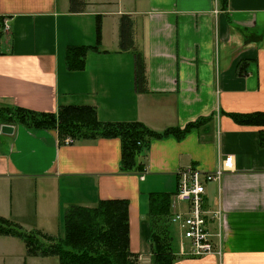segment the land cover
Here are the masks:
<instances>
[{
	"label": "crops",
	"instance_id": "0c3cea01",
	"mask_svg": "<svg viewBox=\"0 0 264 264\" xmlns=\"http://www.w3.org/2000/svg\"><path fill=\"white\" fill-rule=\"evenodd\" d=\"M82 5L71 12L70 0H0L1 104L45 113L93 107L102 122L139 121L155 131L212 113L214 120L182 140H153L144 170L131 173L121 171L119 138L65 143L56 130L0 127V216L58 237L70 206L125 199L131 252L151 264L150 195H174L181 170L215 172L231 157L220 180L205 182V207L223 214L222 256L182 255L174 226V264H264V127L232 116L264 113V0ZM125 15L147 61L148 93L136 90L133 50L120 47ZM97 45L83 70L68 68V47ZM210 223L215 232L219 222ZM53 258L29 256L23 240L0 235V264H57Z\"/></svg>",
	"mask_w": 264,
	"mask_h": 264
},
{
	"label": "trees",
	"instance_id": "16d2710c",
	"mask_svg": "<svg viewBox=\"0 0 264 264\" xmlns=\"http://www.w3.org/2000/svg\"><path fill=\"white\" fill-rule=\"evenodd\" d=\"M83 0H70L71 12L84 8ZM98 37L101 24L98 22ZM121 50H133L135 56V84L139 93H148L149 79L145 56L135 49L133 21L129 16L121 19ZM89 51L99 46H70L67 65L70 70H83ZM244 125L264 127V113L232 115ZM214 120V113L187 123L155 131L146 124L134 122H102L93 107L63 106L57 113L37 112L17 106L0 108V127L20 124L30 130H56L61 141H88L98 138H119L122 143L121 171L142 172L144 157L153 140L174 137L184 139L192 131H200ZM264 145V138H261ZM143 157V161L141 160ZM172 196L169 193L150 195L152 229V264H174L176 257L170 242L156 232V218L171 216ZM64 233L53 237L38 230L27 231L19 223L0 216V235L20 238L29 256H56L59 264H141L130 248L129 201L125 199L101 200L95 207L70 206L64 213Z\"/></svg>",
	"mask_w": 264,
	"mask_h": 264
},
{
	"label": "built area",
	"instance_id": "2783aa9c",
	"mask_svg": "<svg viewBox=\"0 0 264 264\" xmlns=\"http://www.w3.org/2000/svg\"><path fill=\"white\" fill-rule=\"evenodd\" d=\"M70 142V138L65 139V143ZM231 167L232 158L228 157L223 167L215 172H204L196 167L179 172L178 189L172 196L170 222L181 238L182 255L222 256L223 214L220 209L212 211L205 207V182L220 180ZM211 221L219 222L215 232L211 230Z\"/></svg>",
	"mask_w": 264,
	"mask_h": 264
},
{
	"label": "rangeland",
	"instance_id": "374dc122",
	"mask_svg": "<svg viewBox=\"0 0 264 264\" xmlns=\"http://www.w3.org/2000/svg\"><path fill=\"white\" fill-rule=\"evenodd\" d=\"M3 107H9V106L6 105V104H1L0 103V108H3ZM156 221H157L156 222L157 227H155L156 228V232L158 234H161V236L164 237L165 241L170 242L172 248H174L176 250V247H177V244H178L177 243V237H178L179 234L177 235L178 232L177 233L176 232L173 233V231L171 230V228L174 227V225H172V223L170 222V218L169 219H167V218H156ZM63 233H64V228H63ZM24 249L26 250V248H24ZM52 261H56V263L58 264V258L56 256H55V258H53ZM152 262L153 261H151V264H152ZM52 263H54V262H52ZM140 263L141 264H145L142 261H140Z\"/></svg>",
	"mask_w": 264,
	"mask_h": 264
},
{
	"label": "water",
	"instance_id": "95a60500",
	"mask_svg": "<svg viewBox=\"0 0 264 264\" xmlns=\"http://www.w3.org/2000/svg\"><path fill=\"white\" fill-rule=\"evenodd\" d=\"M1 130L3 133L11 134L14 131V126L9 124H4L1 126Z\"/></svg>",
	"mask_w": 264,
	"mask_h": 264
}]
</instances>
